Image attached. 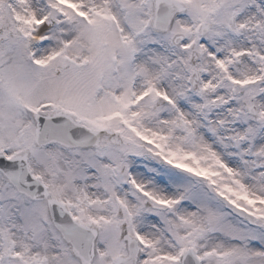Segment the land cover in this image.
I'll return each mask as SVG.
<instances>
[{
  "label": "snow or ice",
  "instance_id": "1",
  "mask_svg": "<svg viewBox=\"0 0 264 264\" xmlns=\"http://www.w3.org/2000/svg\"><path fill=\"white\" fill-rule=\"evenodd\" d=\"M0 264H264V0H0Z\"/></svg>",
  "mask_w": 264,
  "mask_h": 264
}]
</instances>
